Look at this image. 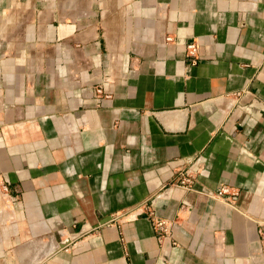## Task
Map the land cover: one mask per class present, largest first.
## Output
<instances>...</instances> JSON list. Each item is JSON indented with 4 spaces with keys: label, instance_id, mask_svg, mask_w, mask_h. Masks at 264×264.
<instances>
[{
    "label": "crops",
    "instance_id": "crops-1",
    "mask_svg": "<svg viewBox=\"0 0 264 264\" xmlns=\"http://www.w3.org/2000/svg\"><path fill=\"white\" fill-rule=\"evenodd\" d=\"M263 104L264 0H0V264H264Z\"/></svg>",
    "mask_w": 264,
    "mask_h": 264
},
{
    "label": "built area",
    "instance_id": "built-area-1",
    "mask_svg": "<svg viewBox=\"0 0 264 264\" xmlns=\"http://www.w3.org/2000/svg\"><path fill=\"white\" fill-rule=\"evenodd\" d=\"M166 41H171V38L167 37ZM185 55L188 58L189 62L194 65L197 62V46L194 42L186 46ZM95 97L97 99H107L109 94L103 91L101 88H96ZM264 105V104H263ZM182 171V170H181ZM193 171L191 169H186L179 173V180L175 182L174 186H180L188 190H192L193 184ZM9 190L5 181H0V203L3 202L4 198H8ZM227 194V188L222 187L216 192H211L208 194L210 198L223 200V195ZM224 201V200H223ZM228 203L230 201L227 200ZM144 210L146 212L147 219L150 223V226L155 233L157 241H161L167 236H169L170 227L173 225L171 220L159 217L155 214L153 209L145 205ZM118 216H114L113 219H116Z\"/></svg>",
    "mask_w": 264,
    "mask_h": 264
},
{
    "label": "water",
    "instance_id": "water-1",
    "mask_svg": "<svg viewBox=\"0 0 264 264\" xmlns=\"http://www.w3.org/2000/svg\"><path fill=\"white\" fill-rule=\"evenodd\" d=\"M106 221H104V223H105Z\"/></svg>",
    "mask_w": 264,
    "mask_h": 264
}]
</instances>
